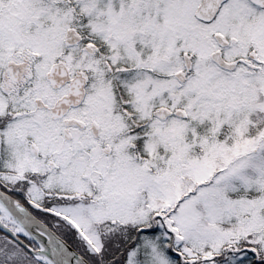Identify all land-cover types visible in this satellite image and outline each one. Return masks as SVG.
Returning a JSON list of instances; mask_svg holds the SVG:
<instances>
[{
	"label": "snow or ice",
	"instance_id": "obj_1",
	"mask_svg": "<svg viewBox=\"0 0 264 264\" xmlns=\"http://www.w3.org/2000/svg\"><path fill=\"white\" fill-rule=\"evenodd\" d=\"M0 264H264V0H0Z\"/></svg>",
	"mask_w": 264,
	"mask_h": 264
}]
</instances>
